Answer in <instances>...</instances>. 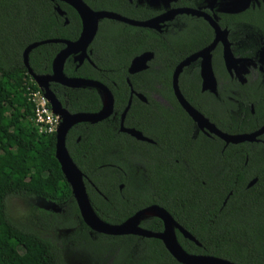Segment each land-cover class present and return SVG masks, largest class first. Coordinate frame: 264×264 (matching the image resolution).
Instances as JSON below:
<instances>
[{
  "label": "trees",
  "instance_id": "obj_1",
  "mask_svg": "<svg viewBox=\"0 0 264 264\" xmlns=\"http://www.w3.org/2000/svg\"><path fill=\"white\" fill-rule=\"evenodd\" d=\"M82 1L93 10L113 11L134 20H143L156 13L145 3L133 0ZM54 6L63 14L58 15ZM25 13L27 18H24ZM218 16L220 23L239 19L264 22L262 12L254 16L250 9L233 14L219 13ZM181 19L193 20L186 15ZM79 30L77 13L64 2L0 0V264H65L46 225L57 214L43 209H38L36 215L30 214L38 226L29 221L31 218L15 219L7 208V200L11 197L67 206L70 216L59 226L69 231L71 240L67 244L81 251L90 264H100V261H104L102 264H181L157 238L90 231L78 215L69 185L54 157V133H38L30 120L31 106L24 96V86L26 83L34 89L36 86L29 81L30 76L22 63V50L31 42L46 39L73 41ZM187 38L103 18L88 46L91 63L83 60L76 65L68 56L62 73L66 77L96 80L108 86L114 95L113 108L118 112L126 103L125 78L134 89L148 96L147 90L139 88L155 83L157 60L161 58L170 65L181 49L184 52L183 48L190 47ZM62 47L60 42L36 45L28 52V67L34 74L50 73L51 60ZM144 51L153 53L147 69L127 74L131 57ZM212 59L214 66L220 63L218 54H213ZM167 79L165 75V83ZM48 87L70 113H92L99 109V98L92 87H67L54 82ZM192 93L199 94L198 89ZM134 101L133 98L127 113L136 107ZM127 119L128 114L124 125ZM117 127V122L105 118L96 123H76L65 134L66 150L85 176V192L97 217L116 224L152 202L168 210L198 242L196 245L176 231V240L185 252L221 257L235 264H264V150H259L254 157L255 168L232 170L228 176L237 174L239 184L227 187L225 185L233 178H223L219 172L209 173L206 168L148 167L141 168L142 171L123 166V159L127 157L121 150L125 145L141 142L121 134ZM76 136L80 137L78 141H75ZM109 138L118 143L117 155L113 158L107 154ZM152 162L148 166H155ZM250 177L255 181L245 188ZM133 181L139 183L140 190L148 187L153 192L152 197L145 198L139 193ZM119 183L123 184L121 190L117 189ZM227 190L231 193L227 194ZM222 200H225L223 206ZM139 225L151 231L162 228L156 217L146 218Z\"/></svg>",
  "mask_w": 264,
  "mask_h": 264
},
{
  "label": "flooded vegetation",
  "instance_id": "obj_2",
  "mask_svg": "<svg viewBox=\"0 0 264 264\" xmlns=\"http://www.w3.org/2000/svg\"><path fill=\"white\" fill-rule=\"evenodd\" d=\"M127 1L130 2L131 0ZM133 1L140 4L145 3L147 6H150L156 12L153 16L167 9L179 7L198 9L212 15L219 29L226 30V39L229 43L232 56L240 60L227 69L222 59V46L220 42L216 43L211 51V69L215 79L214 92L201 89L199 57L181 67L177 75L176 86L189 107L199 113L205 121L196 122L194 117L184 109L174 94L171 76L174 67L180 61L211 41L213 30L202 17L184 13L175 14L171 19L162 22L157 32L164 34L173 33L182 37H189L187 38V43L190 47H181L186 54L181 49L179 55H176L175 61L170 65H166L164 61L160 60L161 58L157 60L154 66V74L156 75L155 83L139 88L147 90L149 93L148 96L140 90L134 89L126 77V103L121 111L117 112L113 108V92L105 85L112 98V111L101 120L107 118L112 123L117 122V131L132 138L133 141L138 140L141 142V144H128V146H124L121 153L124 157H127V160L123 159L122 165L128 166L127 168L138 169L148 167L190 168L192 170L194 168H206L209 173L219 172L223 178H233L232 182L230 184L227 183L225 186H237L239 184L237 182V174L231 177L228 175L232 170L239 169L241 171V168H255L254 157H256L259 150H264V131L252 137L250 140L238 142L228 140V136L252 133L264 125V55L262 53L260 54V50L264 47V22L261 20L244 22L239 19L230 21L229 23H224L223 21L220 23L218 22L219 13L233 14L234 12H220L216 7L208 5L210 3L209 0H167L166 3L159 1L155 7L149 5L144 0ZM248 9L254 11V16L255 14H260V12L264 14V0L249 1L243 9L236 11V13ZM183 15L189 16L193 20L185 21L181 19ZM190 38H197L198 41L192 42ZM87 50H89L88 47ZM89 53L90 50L88 52V59ZM213 54H218L220 60V63H216L215 66L212 62ZM259 56H261L262 60L259 59ZM152 58L147 62V67ZM87 61L89 62L90 60ZM76 65H79L77 61ZM147 67L142 70H146ZM127 74L130 73L127 72ZM165 75H168L167 83L164 81ZM195 88L198 89L199 94L192 93ZM96 94L99 98L100 108V96L97 91ZM138 94L142 95L143 99ZM133 98L136 99L134 101L136 107L130 109L127 113ZM124 109L122 126L140 132L149 141L136 139L132 135L120 131V116ZM127 114V124L124 125V118ZM210 124L213 125L219 134L210 130ZM79 138V136H76L75 141H78ZM117 145L118 143L113 139H108L106 147L108 149L107 154L110 158L117 155ZM136 157H139V159H135ZM152 160L155 166H148ZM114 167L118 168L117 166ZM143 169L141 170L143 171ZM144 178H146L145 173ZM252 179L254 177L247 179L244 185L245 188L250 187L254 183L253 181V183L247 185ZM122 187V183L117 184L118 190H121ZM227 191V194L231 193V190ZM224 201H221V206H223ZM157 206L163 208L160 205ZM166 211L170 214L168 210ZM171 217L173 218L172 215ZM174 231L176 233L177 230L175 229Z\"/></svg>",
  "mask_w": 264,
  "mask_h": 264
},
{
  "label": "water",
  "instance_id": "obj_3",
  "mask_svg": "<svg viewBox=\"0 0 264 264\" xmlns=\"http://www.w3.org/2000/svg\"><path fill=\"white\" fill-rule=\"evenodd\" d=\"M50 1L64 2L75 10L80 20V30L77 38L73 41L64 40V39H46V40L31 42L24 47L21 53V57H22V63L25 66L27 73L34 80L37 87L40 88V90L42 91L44 97L48 101L51 111L54 114H56L60 119L59 124L54 132V138H55L54 157L59 164L60 171L66 183L69 185L71 196L75 202L78 215L82 220V222L89 228L90 231L97 233H102L107 235L133 234L142 237L157 238L161 241L166 251L178 263L181 264H235L221 257L203 255V254H191L185 252L176 240L175 231H174L175 229L178 232H180V234L184 238H187L188 240L194 242L196 245H199L198 242L187 230H185L181 225H179L166 210H164L161 207H158L156 204L147 205L134 212L125 220L116 224H110L102 221L99 217L96 216V214L94 213V211L92 210L89 204L83 182V178L85 176L82 174V172L79 170V168L70 158L64 142L65 134L72 125L78 122L93 123L99 121L104 117H106L107 115H109L112 111V98L105 85H103L102 83L96 80L79 78V77H66L62 73L63 63L68 56H72L73 60L77 61L78 64H80L83 59L89 60L88 59L89 50H87V47L94 38V35L97 31V25L99 20L106 18L132 26H139V27H144L159 31L162 22L171 19L175 14L184 13V14L200 16L202 17L203 20H205L209 24V26L213 30V37L211 41L207 45L199 49L198 51H195L187 55L182 61H180L174 67L171 76V84L174 94L176 95L178 101L184 107V109L192 117H194L196 122L204 121L203 120L204 118L194 109L189 107V105L180 95L178 88L176 86L177 75L183 65L199 57L201 89H207L209 91L214 92L215 79L211 69V51L216 45V43L220 42L222 46V59L227 69L229 67H232V64L234 65L236 64V62L240 60L238 58L233 57L230 52L229 43L226 39V30L219 29L212 15H209L198 9H192L188 7L170 8L162 13H159L145 20H134L122 16L113 11L93 10L90 7H88L82 0H50ZM246 5L247 4H245L243 8ZM241 9L231 10V11L228 10H218V11L228 13V12H236ZM54 10L58 15L63 14V11L58 6H54ZM65 22L66 19H64V23ZM45 42H60L63 44V47L53 56L50 63V73L34 74L28 67V63H27L28 52L36 45ZM152 56L153 54L150 51H144L134 56L129 62L127 72L132 74L136 71L145 69L147 67V62L152 58ZM126 81L128 83L127 79ZM50 82L58 83L60 85H64L67 87H85V86L92 87L99 93L101 100V107L99 108L98 111L92 113H86V112L69 113L60 105L59 101L57 100L53 92L49 89L48 84ZM138 96L141 99H143L142 95L138 94ZM125 109L120 116V124H119L120 131L130 134L136 139L149 141V139L143 136L140 132L132 128H126L122 126V119ZM210 130L219 134V132L216 131L213 125H211ZM263 131H264V125H262L252 133L228 136V140L232 142L250 140L252 137H255L256 135L262 133ZM253 181H255V178L252 179L250 182H248L247 185H250L251 183H253ZM40 202L41 205L48 210H52V208H56L55 203L47 202L43 200H40ZM150 209L155 210L156 211L155 214L147 215L146 212L149 211ZM148 217L158 218L162 223V229L159 231H151L142 228L139 225V223Z\"/></svg>",
  "mask_w": 264,
  "mask_h": 264
},
{
  "label": "rangeland",
  "instance_id": "obj_4",
  "mask_svg": "<svg viewBox=\"0 0 264 264\" xmlns=\"http://www.w3.org/2000/svg\"><path fill=\"white\" fill-rule=\"evenodd\" d=\"M141 1V0H138ZM148 2L152 6H157L158 2H167V0H144ZM249 1L254 0H209V6L216 7L217 10H237L243 8L245 4ZM164 5V4H163ZM26 12V11H25ZM24 18H27V14H24ZM264 55V47L260 50V54ZM259 54V55H260ZM259 59L262 60L261 56ZM132 184H135L138 188V192L143 194L145 198H150L153 195V192L148 188L145 187L143 190L139 189V183L133 181ZM149 202V201H147ZM149 204V203H148ZM150 204H154L150 202ZM149 204V205H150ZM7 208L9 210L10 215L13 218L21 219L22 221L29 220L31 218L33 225L38 226L36 223L37 221L30 217V214L36 215L38 209L48 210L41 205L39 200L31 199V198H19V197H11L7 200ZM57 214L53 220L49 219V222L46 224L48 228V234L52 236V238L56 241L59 249L60 254L63 258L65 264H90L91 262L85 258L84 254L81 251L76 250L73 246L68 245L67 243L70 242V237L68 236L69 231H63L64 228L60 227L59 224L65 219L70 216L68 207L65 205H57L56 208H52L50 210ZM104 263V261H100V264ZM94 264V263H92Z\"/></svg>",
  "mask_w": 264,
  "mask_h": 264
},
{
  "label": "built area",
  "instance_id": "obj_5",
  "mask_svg": "<svg viewBox=\"0 0 264 264\" xmlns=\"http://www.w3.org/2000/svg\"><path fill=\"white\" fill-rule=\"evenodd\" d=\"M29 81L36 86L35 89L30 83H26L24 86V96L31 106L30 120L38 133H54L59 123V117L51 111L48 101L31 76Z\"/></svg>",
  "mask_w": 264,
  "mask_h": 264
},
{
  "label": "bare ground",
  "instance_id": "obj_6",
  "mask_svg": "<svg viewBox=\"0 0 264 264\" xmlns=\"http://www.w3.org/2000/svg\"><path fill=\"white\" fill-rule=\"evenodd\" d=\"M155 212H156L155 210L150 209L149 211L146 212V214H147V215H149V214H155Z\"/></svg>",
  "mask_w": 264,
  "mask_h": 264
},
{
  "label": "clouds",
  "instance_id": "obj_7",
  "mask_svg": "<svg viewBox=\"0 0 264 264\" xmlns=\"http://www.w3.org/2000/svg\"><path fill=\"white\" fill-rule=\"evenodd\" d=\"M30 76V75H29Z\"/></svg>",
  "mask_w": 264,
  "mask_h": 264
}]
</instances>
